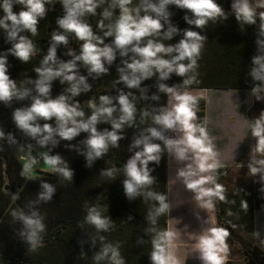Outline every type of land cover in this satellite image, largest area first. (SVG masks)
I'll use <instances>...</instances> for the list:
<instances>
[{"label":"trees","instance_id":"1","mask_svg":"<svg viewBox=\"0 0 264 264\" xmlns=\"http://www.w3.org/2000/svg\"><path fill=\"white\" fill-rule=\"evenodd\" d=\"M3 2L4 0H0V20L6 15ZM95 2V14L86 12L79 19L91 26L94 36L103 40V44H98L99 47L107 45L113 49L114 59L111 63L102 58L107 69L105 73L92 72L90 65L85 64L82 59H75L81 55L84 41L79 40L74 32L59 26L58 20L66 15L63 0H45L46 13L43 18L38 17L35 35L21 25L22 30L13 38L10 36L11 21H6L8 28L0 26V58H5L6 74L14 81L18 93L7 102L0 100V132L3 133L0 137V264H115L111 250L103 256L105 248L116 249L123 264H153L150 258L152 241L167 229V211L156 215L159 202L148 196L149 192L162 194L167 203V129L155 124L153 119L162 108H167V93L160 91L159 85L165 84L169 88L181 90H244L257 86H260V91L264 90V81L257 80L252 75L253 69L258 67L253 62L254 58L264 57L262 22L258 15L255 24L238 21L231 8V0H216L225 16L209 20L202 28L188 23V20L196 19L189 10L181 9L175 4L165 5L166 15L159 17L162 30L144 38L140 46L143 47L149 39L163 43L166 47L174 46L184 39L186 30L196 31L205 37L201 55L197 58L199 67L183 77L175 72L170 73L167 79H160L159 73L153 69L152 76L141 79L139 86L133 88H129L121 80V76L128 75L131 78L132 73L127 64L140 57L131 51L132 45L122 50L113 43L114 35L105 36L108 26L114 27L120 18L118 0ZM11 3L14 14L27 10L17 0H11ZM148 4L158 7L160 0H132L128 8L133 10L134 16L135 10L139 9L140 17L150 15L157 18V14L151 9L145 11ZM105 10L112 15L105 18ZM101 20L104 28L98 26ZM171 29L176 31L169 39L166 33ZM53 34L64 35L67 42L57 43L52 38ZM20 37L27 38L33 45V52L27 62L13 54L14 45L19 42ZM53 47L55 60L45 63L49 50ZM122 51L126 54L121 55ZM160 55L171 60L178 53ZM69 62H74V68L45 80L49 91L46 95L41 94L38 90L39 82L44 79L41 72L46 68L59 71ZM181 63L188 64L189 61ZM69 75L74 79H65ZM74 86L78 89L75 95L72 92ZM19 93H25L23 98H20ZM121 94L126 95L134 106V120L114 129L113 124L119 123L122 115L118 102ZM61 96L65 97L64 102L68 106L83 113L74 118L77 124L87 123L102 106L100 97L107 96L111 103L103 106L114 107L115 111L111 116L99 115L91 127H95L99 134L115 131L121 137L117 145L106 141V151L96 156L87 143L92 135L90 130L81 129L68 140L59 135L62 122L55 116L49 120L37 117L30 121L32 126L43 129L44 124H49L53 131L51 134L41 131L33 136L14 121V112L28 109L35 99L57 100ZM196 98L199 100L196 123L204 127L205 99ZM65 126L75 125L69 121ZM153 127L162 131L165 138H152L150 141L160 144L162 149L159 162L152 161L148 164L153 183L138 188L136 194L129 195L125 188V181L130 179L125 171L126 165L143 149L142 144L135 146V141L150 136L147 129ZM45 137L48 139L45 140ZM41 141L44 143L41 144ZM11 146H18L28 152L34 151V156L43 162L45 155L59 157L60 162L55 168L70 171L71 178H65L62 172L53 168L51 171H38L37 175L29 177L13 154ZM137 166L141 167L139 161ZM227 170L226 167H221L211 173L215 176L216 183L222 184L226 189L225 201L212 198L216 221L219 227L230 231L227 242L242 250L246 264H264V255L252 246L251 199L241 194L237 196L233 188L222 182ZM45 183L53 188L48 200L41 199L46 191L43 187ZM208 187L212 185L208 184ZM93 209L109 221L107 231H98L87 221L86 218ZM21 217L39 219L43 225V230L37 231L34 243L29 240L32 229ZM99 256L102 258L97 259Z\"/></svg>","mask_w":264,"mask_h":264},{"label":"clouds","instance_id":"2","mask_svg":"<svg viewBox=\"0 0 264 264\" xmlns=\"http://www.w3.org/2000/svg\"><path fill=\"white\" fill-rule=\"evenodd\" d=\"M19 4L25 5L27 10H22L18 14H14L12 11L11 0H4L3 11L6 13L4 19L0 20V26L8 28L9 25L6 21H11L12 31L10 36L15 38L17 32L21 31V25L23 29H28L33 35L37 32L38 17L43 18L45 9V0H17ZM66 8V15L64 18L58 20V24L66 31L74 32L76 37L84 41L82 44V53L76 57L77 60H83L85 64L90 65V71L96 73H105L107 69L104 67L102 58L106 59L109 63L114 59V53L112 47L105 45L99 47L98 44H103V40L94 36L90 25L83 23L79 17L83 16L86 12L95 14L97 4L95 0H63ZM120 8V18L115 23V26L109 25V30L105 32V36H113L116 48L126 50L129 45H132L131 51L135 53L140 59H133L131 63L127 64V68L131 70V78L128 75H122L123 80L129 88L138 87L141 79H146L152 76L153 69L159 73L160 79L169 78V74L175 72L179 76H185L191 71H195L199 65L197 64V58L201 55L203 48L202 41L205 37H202L196 31L186 30L184 32V39L174 46H165L163 43L154 42L149 39L147 43L141 47L140 42L146 38L160 33L163 25L160 22L159 17L166 15L164 7L167 4H175L181 9L189 10L196 19L188 20L189 24H194L197 28L205 26L209 20H215L218 17H224V10L216 0H160V4L156 5L148 4L145 11L151 9L152 12L157 14V18H153L150 15L139 16V9H136V15H133V10L128 8V5L132 3V0H118ZM258 7L264 8V2H261ZM232 8L235 11V18L238 21H243L249 24H255L257 15L261 20V33L264 34V11L256 12L253 5L249 0H236V3L232 4ZM105 18L112 15L111 12L105 10L103 13ZM226 18V17H225ZM187 20V16L185 17ZM100 28H104L103 20L99 22ZM176 29L169 30L166 33L167 38H171L172 33ZM53 40L57 43H66L67 38L64 35L53 34ZM97 41V43H93ZM33 52V45L30 40L25 37H20L18 43L14 45L13 54L20 58L22 61L27 62L30 55ZM173 52L178 55L172 57L171 60L165 59L163 55H169ZM71 54V53H70ZM126 54L124 51L121 55ZM49 60H55V48L49 50V55L45 59V63ZM188 60V64L181 63V61ZM254 64L258 65L253 69L252 75L255 79L264 81V57H255ZM5 58H0V100L5 102L11 100L13 95H17L14 81L9 79L6 74ZM74 62L64 64L59 71H53L51 68H46L41 72L43 80L39 82V92L46 95L49 91L48 86L44 83L45 80L50 79L53 76H59L64 71H71L74 68ZM123 72V69L120 70ZM136 73L140 75L137 76ZM65 79L72 80L73 76H66ZM83 80V78H81ZM160 91L166 93H172L173 88H169L165 84L159 85ZM254 93L260 91V86L253 89ZM73 94H77L78 89L74 86L72 88ZM25 93H19L20 98H23ZM158 99V97H154ZM259 99V97H257ZM100 100L102 106L93 113L87 123L77 124L74 119L77 116H82V112H78L76 108L68 106L64 101L65 97L61 96L57 100L42 101L35 99L32 105L26 110H16L13 114V119L16 124L35 136L41 131L52 133L53 129L49 124H44L43 129L39 126H32L30 121L35 120L37 117L49 120L53 116L57 118L61 123L59 135L71 140L76 136L79 130H90L92 135L88 139L87 143L89 147L94 151L96 156H100L102 152L106 151V141L116 146L117 141L121 139L115 131L107 132L105 134H99L96 132L95 127H91L97 121V118L101 114H107L111 116L115 111L114 107H104L103 105L110 104L111 101L107 96H101ZM175 103L171 109L162 108L160 113L154 116V122L160 125L163 129L178 130L183 133L179 140H166L165 146L174 149L175 155L178 160H185L188 158V152L191 151L193 159L195 161L196 168L193 169L191 165L188 166L187 171H180L179 175L186 180V188L196 193V199L198 201H204L203 206L206 208L214 209L215 204L213 197L218 198L220 201H225L226 189L222 184L216 183L215 176L203 175L204 173H215L219 168L223 167L217 159L218 152L216 151L213 138L209 135L207 129L196 123L197 111L199 100L188 93H176L174 94ZM118 102L121 106L122 115L119 123H114L113 128L119 129L122 123L131 122L134 120V106L129 102L126 95L121 94L118 98ZM147 115V113H145ZM71 121L74 127H66L65 125ZM147 131L150 136H145L142 139L135 141V146L143 145L142 151H139L135 156L130 159L126 165L125 171L129 180L125 181V188L129 195L137 193L138 188L150 186L153 183V177L150 175L148 168L149 162H159L161 153V145L150 142L152 138L158 140H164L162 131L157 128H149ZM251 135L256 138L255 151L258 154L264 156V111L260 116L255 119L254 123L250 126ZM3 133L0 132V137ZM48 137H45L47 140ZM44 141H41L43 144ZM139 161L141 167L137 166ZM60 162L59 157L44 156L45 165L58 170L63 173L65 178H71V172L66 169H56L55 166ZM35 163V161H33ZM259 167L249 165V169L252 175L257 173H264V159L255 161ZM26 168L28 165L25 166ZM200 174L198 178L192 179V177ZM110 174V173H109ZM264 179V175L261 177ZM211 184L212 187H204V185ZM46 189L45 193L41 195V199L48 200L51 197L53 188L48 185H43ZM148 196L156 199L159 202V207L156 210V215H161L168 210V204L165 203V196L158 193H148ZM207 198V199H205ZM15 215V213H14ZM35 215V214H33ZM24 219L26 225L32 229L29 240L33 243L37 236V231L43 230V225L39 219H33L28 217H21ZM87 221L95 226L98 231H107L110 227L109 221L102 217L94 209L90 210L87 216ZM230 231L225 227H211L208 232L199 238L198 249L200 251V258L204 261V264H226L227 254L229 252V246L227 243ZM175 239V233L165 229L158 234V237L152 241L153 251L151 253V261L153 264H178V260L175 255L168 249L173 246ZM111 250L112 260L115 264H123V260L119 259V252L116 249L105 248L103 256H106ZM102 256L97 257L101 259Z\"/></svg>","mask_w":264,"mask_h":264},{"label":"crops","instance_id":"3","mask_svg":"<svg viewBox=\"0 0 264 264\" xmlns=\"http://www.w3.org/2000/svg\"><path fill=\"white\" fill-rule=\"evenodd\" d=\"M255 10L261 12L264 8ZM218 91L229 94L214 97L212 100L200 96L205 99L204 127L213 138L218 152L217 159L228 169L222 182L233 188L237 196L241 194L251 199L252 246L264 255V179L261 178L264 173L252 175L249 169V165L259 167L255 161L264 159V156L256 153V138L250 131V126L264 111V90L255 93L253 89ZM166 133L167 140H179L183 135L178 130H167ZM166 150L167 230L175 233L173 246L168 250L175 255L178 264H204L198 249L199 238L211 227L219 225L213 210L204 207V201L196 199V193L186 188L185 178L179 175L180 171H187L189 165L196 168L191 151L188 152V158L181 161L176 158L174 149L166 147ZM199 175L198 173L192 179ZM204 187H208V184ZM228 246L226 264H246L242 250L239 247L237 250L234 244L228 243Z\"/></svg>","mask_w":264,"mask_h":264},{"label":"rangeland","instance_id":"4","mask_svg":"<svg viewBox=\"0 0 264 264\" xmlns=\"http://www.w3.org/2000/svg\"><path fill=\"white\" fill-rule=\"evenodd\" d=\"M249 2L253 5L255 9H258V5L261 2H264V0H249ZM236 3V0H231V4ZM261 9V8H260ZM176 93H188L191 94L195 97H200V96H205L208 100L214 99V97L217 96H222V95H227L229 93L223 92V91H218V90H211V91H203V90H190V91H173L172 93H168L167 95V108L171 109L172 105L175 103L174 100V94ZM11 150L13 154L18 158L20 161L23 169L25 172L28 174L29 177H34L37 175L38 171H51L52 168L45 165V163L38 159L37 157L34 156V151L33 152H28L26 150H21L18 146H11ZM35 161V163H33ZM28 165L26 168L25 166ZM234 247L238 249V247L234 244ZM239 255V254H237ZM259 262V261H258ZM237 264H241L238 262ZM245 264V263H244Z\"/></svg>","mask_w":264,"mask_h":264}]
</instances>
